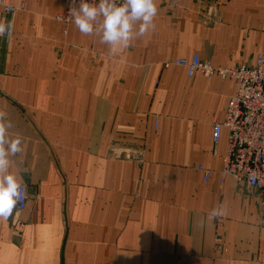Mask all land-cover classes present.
Returning a JSON list of instances; mask_svg holds the SVG:
<instances>
[{
	"label": "crops",
	"instance_id": "obj_1",
	"mask_svg": "<svg viewBox=\"0 0 264 264\" xmlns=\"http://www.w3.org/2000/svg\"><path fill=\"white\" fill-rule=\"evenodd\" d=\"M6 2L0 113L28 200L0 220V264H264V192L223 178L229 131L212 140L236 85L173 64L254 66L264 0H156L155 29L118 56L60 21L63 0Z\"/></svg>",
	"mask_w": 264,
	"mask_h": 264
},
{
	"label": "built area",
	"instance_id": "obj_2",
	"mask_svg": "<svg viewBox=\"0 0 264 264\" xmlns=\"http://www.w3.org/2000/svg\"><path fill=\"white\" fill-rule=\"evenodd\" d=\"M63 1L67 9L59 19L69 23V9L79 6V0H75V5L73 0ZM0 6L4 7L8 15L16 11V8L7 5L6 0H0ZM202 9V21L206 24L213 22L217 7L207 4ZM173 64L186 69L189 78L218 75L234 82L236 89L226 108L225 120L212 124L213 144L218 146L222 130L227 129L229 138L222 177L244 184L248 189L264 192V55L257 57L254 66L240 65L228 70L215 68L198 56H194L190 61L177 60ZM131 158L142 161L140 155H132ZM198 170L204 174L205 182H208L211 173L202 167ZM25 191L24 186L16 207L18 215L26 210L28 196H25Z\"/></svg>",
	"mask_w": 264,
	"mask_h": 264
},
{
	"label": "clouds",
	"instance_id": "obj_3",
	"mask_svg": "<svg viewBox=\"0 0 264 264\" xmlns=\"http://www.w3.org/2000/svg\"><path fill=\"white\" fill-rule=\"evenodd\" d=\"M156 15V0H79L78 8L69 9V18L80 33L99 36L100 43L108 45L113 56L124 54L135 38L154 30ZM12 31L11 23L0 22V36L11 37ZM11 127L0 113V220L13 215L24 187L22 177L12 171L10 159L22 152V137L17 134L9 138ZM220 214L219 209L211 213L213 217Z\"/></svg>",
	"mask_w": 264,
	"mask_h": 264
}]
</instances>
